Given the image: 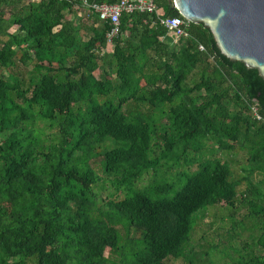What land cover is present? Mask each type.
I'll use <instances>...</instances> for the list:
<instances>
[{
    "label": "trees",
    "instance_id": "trees-1",
    "mask_svg": "<svg viewBox=\"0 0 264 264\" xmlns=\"http://www.w3.org/2000/svg\"><path fill=\"white\" fill-rule=\"evenodd\" d=\"M153 2L107 43L82 0H0V264H166L208 205L259 230L223 264H264V80L200 23L173 43L159 18L177 13ZM179 161L195 169L165 178Z\"/></svg>",
    "mask_w": 264,
    "mask_h": 264
},
{
    "label": "rangeland",
    "instance_id": "rangeland-1",
    "mask_svg": "<svg viewBox=\"0 0 264 264\" xmlns=\"http://www.w3.org/2000/svg\"><path fill=\"white\" fill-rule=\"evenodd\" d=\"M97 70L94 71V75L97 76ZM38 125H42L38 121ZM54 129H45V133H50ZM210 141L206 142V147L203 149L202 154L190 153L188 158H192L198 161L199 156L203 158H211L214 154L209 148ZM214 147V145H213ZM216 155L221 156L220 152ZM222 157V156H221ZM243 155L238 152L231 162L232 168L238 172L240 166L243 164ZM195 169V163L191 165H185L182 161H179L175 168H171L170 171L165 174V178L172 179L173 174L176 171L185 170L186 173L192 172ZM101 176V181L97 184L96 191L101 197L106 196L108 193H113V189L109 183V177L105 176L100 170H97ZM170 174V175H169ZM150 173L144 174L138 179L134 186L141 188L146 186L151 181ZM159 178V176H158ZM157 178V179H158ZM121 192L116 195L121 196ZM245 212L244 208H239L238 214L234 215V219L240 220L239 224L234 231H230L231 219L228 217V209L221 205H208L205 208L199 209L192 216L194 220L192 229L189 232L188 241L183 245V254L178 258H168L165 260L166 264H223L228 261V256L234 255V249L238 248L241 241H246L251 244V236H255L259 233L257 228L252 227V220L250 218H243L241 215ZM119 231L122 233L121 229ZM132 236H135V232H131ZM105 253L106 250H105Z\"/></svg>",
    "mask_w": 264,
    "mask_h": 264
},
{
    "label": "water",
    "instance_id": "water-1",
    "mask_svg": "<svg viewBox=\"0 0 264 264\" xmlns=\"http://www.w3.org/2000/svg\"><path fill=\"white\" fill-rule=\"evenodd\" d=\"M187 22L207 28L219 52L264 80V0H170Z\"/></svg>",
    "mask_w": 264,
    "mask_h": 264
},
{
    "label": "built area",
    "instance_id": "built-area-1",
    "mask_svg": "<svg viewBox=\"0 0 264 264\" xmlns=\"http://www.w3.org/2000/svg\"><path fill=\"white\" fill-rule=\"evenodd\" d=\"M82 2L96 12L100 20L109 22L110 28L105 34V40L107 43H111L113 36L117 34L118 19L122 13H130L132 11L157 12L153 0H117L116 2L109 4H88L85 0H82ZM159 22L173 37V43H175L177 39L185 38L188 35L184 30L188 22L178 14L159 18ZM198 49L201 50L202 46L199 45ZM252 111L255 118L260 119L255 113L254 107H252Z\"/></svg>",
    "mask_w": 264,
    "mask_h": 264
}]
</instances>
